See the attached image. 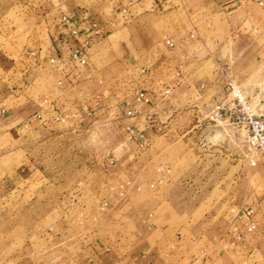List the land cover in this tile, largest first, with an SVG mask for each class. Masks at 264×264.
I'll return each mask as SVG.
<instances>
[{"label": "rangeland", "instance_id": "obj_1", "mask_svg": "<svg viewBox=\"0 0 264 264\" xmlns=\"http://www.w3.org/2000/svg\"><path fill=\"white\" fill-rule=\"evenodd\" d=\"M212 1L177 0L163 12L147 3L145 11L134 8L137 20L131 19L130 10L128 16L116 15L114 9L119 13L120 8L106 3L109 34L97 45L93 60L98 79L57 89L54 108L32 110L9 133L0 122V264L62 260L72 255L73 244L100 238L106 230L129 239L134 226L151 213L167 212L169 223L180 225L184 236L197 237V248L203 251L221 250L220 241L231 237L230 220L242 210L253 208L264 220V161L256 153L248 156L245 130L233 127L226 113L215 120L216 87L207 95L194 90L186 103L174 104L168 97L157 110L154 103L148 108L151 118L125 115L127 102L138 91L140 75L132 71L133 64H146L153 43L166 49L169 38L177 45L188 32L215 27ZM248 1L256 5V21L244 30L237 24L239 33L221 40L214 56L203 58L198 75L209 87L219 63L263 109L264 23L257 17L262 7ZM52 7V0H0V97L24 80L23 52L45 47L41 32L50 34ZM216 25L225 34L234 26ZM49 64L40 73L42 83L28 95L57 80L55 66ZM224 81L228 79L220 77L221 97L227 93ZM197 111L202 119L193 118ZM38 112L43 121L34 117ZM56 112L70 115L56 122L51 117ZM195 124L197 135L196 129L189 131ZM127 127L145 132L148 141ZM106 200L110 203L103 208Z\"/></svg>", "mask_w": 264, "mask_h": 264}, {"label": "crops", "instance_id": "obj_2", "mask_svg": "<svg viewBox=\"0 0 264 264\" xmlns=\"http://www.w3.org/2000/svg\"><path fill=\"white\" fill-rule=\"evenodd\" d=\"M175 1L177 0H111L110 2L108 0H63L59 3L52 0L54 24L49 29V35L41 32V36L47 39L45 47L38 46L33 52L27 50L23 52V56L20 57L23 61L20 60V64L24 80L14 84L11 91L7 89L6 93L0 97V122L2 121L5 124L4 127L9 130L5 133L11 132L12 125L23 121L32 110L54 108L57 103L55 99L57 89H74L98 79L99 70L93 60L99 48L97 45L109 34L108 20L104 18L103 11L106 3L120 8L119 13L113 8L116 15L128 16V12L122 10L126 7L130 10L131 19L137 20L139 14L134 12L135 7H142L145 11L144 6L149 3L153 11L163 12L167 10V7L176 5ZM246 1L213 0L209 7L212 10L210 18L213 19L215 27L210 26L211 29L206 31L188 32L182 37L183 41L177 45L175 43V47L166 45V49H162L153 43L148 49L146 64L141 65V68H137L138 62L133 64L132 71L140 75L136 79V88L147 89L154 96V103H157L156 110L168 97L174 104L190 101L188 98L194 90L202 91L204 95H207L216 87L217 90L213 91L212 98L215 102L219 101L221 98L220 77L230 79L228 71L224 74L223 69L219 68V63H217L216 75L208 87V84H204V79L199 77L198 70L203 66L204 57L218 53L221 49L219 46L221 40L233 39L239 33L237 24L243 25L244 30L247 24L256 21V15L252 16V10L256 9V5L249 1L246 3ZM68 12L78 14L83 20L80 40L92 39L88 48L89 63L87 66L66 63L62 65L65 71L56 67L52 68L54 80H57L51 82L50 88L28 95L29 89L38 86L37 82L42 83L40 73L48 68L50 58L56 55L59 49L57 40L68 37L65 34L68 31L67 28L58 22L59 17ZM257 17L260 24H263L264 8H260ZM92 18H101L104 22L103 34L99 37L93 36ZM225 23L234 25L233 31L225 34L214 29L218 28L216 24ZM251 32H249L250 35ZM261 32L260 30L259 35L262 34ZM213 49L217 50L215 54H213ZM30 71L34 78L26 76L30 75ZM98 82L102 83V80ZM226 83L227 81H224L223 85ZM10 85L12 84L7 87ZM167 89H169L168 93ZM202 116L203 113L197 111L193 118L202 119ZM197 126L198 124H195L189 131L196 129L195 134H199L200 128ZM166 213L157 214V216L151 213L149 216L152 217L151 222H146L149 218L146 217L140 224H136L129 239H125L122 235L112 236L109 230H106L104 236L100 238L86 239L73 244V247L70 245L72 255L69 254L62 260L52 259L49 264H264V220H259L256 210L257 229L248 230L250 219L242 210L238 214L241 218L237 216L230 220L231 237L220 241L221 250L206 251L197 248L196 243L199 239L196 236L194 241L184 236L180 225L174 226L169 223L165 217ZM223 241L224 244H222ZM192 243L195 249L191 248ZM77 244L79 246H76ZM214 246L217 247L218 244Z\"/></svg>", "mask_w": 264, "mask_h": 264}, {"label": "built area", "instance_id": "obj_3", "mask_svg": "<svg viewBox=\"0 0 264 264\" xmlns=\"http://www.w3.org/2000/svg\"><path fill=\"white\" fill-rule=\"evenodd\" d=\"M61 3L63 0H55ZM163 1V0H161ZM167 1V0H164ZM260 7L264 8V0H253ZM123 12H127L128 9L125 7L122 9ZM58 22L67 28L65 33L68 37L59 38V54L52 56L50 62L58 69L65 71L62 66L66 63L87 66L88 60V48L90 47L91 38H85L80 40L83 20L76 13H63ZM104 22L101 18H92L91 30L93 36L99 37L103 34L102 26ZM166 45L169 47L175 46L174 39H167ZM169 92V89L166 91ZM154 104V96L147 89H138L135 94L133 102H127V110L125 115L129 118H137L139 116H146L151 118V111L148 109ZM222 112L227 114V117L231 120L233 127L243 128L246 132V146L248 156L251 153H256L264 161V110L251 102V100L245 95L243 90L236 82L232 79H228L227 82V93L222 96L216 106V119L221 116ZM68 113L56 112L51 117L56 122H65L69 118ZM38 120L43 121L44 115L38 112L34 115ZM214 118V117H213ZM127 129L134 134L138 131L139 139L147 142L148 138L145 137V132L136 130V127H127ZM250 162L253 166L257 164V161L251 159ZM130 183V182H129ZM109 201L103 202V208L108 207ZM246 215L249 217L248 230L253 231L258 227V220L255 218V210L253 208H247L245 210ZM241 218V216H238ZM241 237V235H240Z\"/></svg>", "mask_w": 264, "mask_h": 264}, {"label": "water", "instance_id": "obj_4", "mask_svg": "<svg viewBox=\"0 0 264 264\" xmlns=\"http://www.w3.org/2000/svg\"><path fill=\"white\" fill-rule=\"evenodd\" d=\"M263 110H264V108H263Z\"/></svg>", "mask_w": 264, "mask_h": 264}]
</instances>
